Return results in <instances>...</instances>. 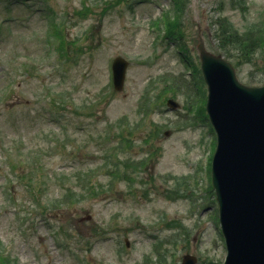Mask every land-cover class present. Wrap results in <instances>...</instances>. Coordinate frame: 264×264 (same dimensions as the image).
Listing matches in <instances>:
<instances>
[{
  "label": "rangeland",
  "instance_id": "1",
  "mask_svg": "<svg viewBox=\"0 0 264 264\" xmlns=\"http://www.w3.org/2000/svg\"><path fill=\"white\" fill-rule=\"evenodd\" d=\"M174 4L0 0V264H223L196 45L223 54L217 17L264 45V0ZM227 59L262 75L259 54Z\"/></svg>",
  "mask_w": 264,
  "mask_h": 264
},
{
  "label": "water",
  "instance_id": "2",
  "mask_svg": "<svg viewBox=\"0 0 264 264\" xmlns=\"http://www.w3.org/2000/svg\"><path fill=\"white\" fill-rule=\"evenodd\" d=\"M196 49L207 86L205 109L216 133L211 181L225 240L223 264H264V84L240 82L233 65L206 49ZM128 61L112 60V83L122 90ZM169 109L179 104L168 99ZM185 255L181 264H195Z\"/></svg>",
  "mask_w": 264,
  "mask_h": 264
},
{
  "label": "trees",
  "instance_id": "3",
  "mask_svg": "<svg viewBox=\"0 0 264 264\" xmlns=\"http://www.w3.org/2000/svg\"><path fill=\"white\" fill-rule=\"evenodd\" d=\"M230 5L236 8H244L247 0H227ZM174 8L177 4L181 3V0H174ZM166 33L167 36H172L178 39L180 37V31L177 29V22L167 18L166 20ZM250 33L242 34L225 17H217L215 19V32L214 37L218 44V49L223 53L224 57L234 59L235 64H240L242 60L244 62H251L254 56L259 54V58L264 60V45H262V38L256 33L261 31V28L257 25V22L250 23ZM178 36V37H176ZM262 37L264 35H261ZM264 41V40H263ZM263 65V66H262ZM262 75L258 79H253L250 83L257 85L264 83V62L262 64ZM196 70V69H195ZM199 73V70H198ZM197 76L200 79L202 85V97L205 96V87L202 77L199 74ZM181 87V85H179ZM186 89L188 87L184 85ZM182 91V89H179Z\"/></svg>",
  "mask_w": 264,
  "mask_h": 264
}]
</instances>
